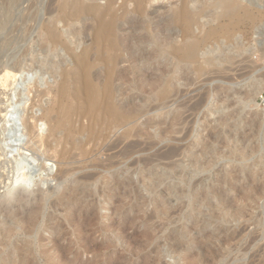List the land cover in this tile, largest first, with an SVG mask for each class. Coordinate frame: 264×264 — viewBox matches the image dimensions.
Wrapping results in <instances>:
<instances>
[{
    "label": "rangeland",
    "instance_id": "1",
    "mask_svg": "<svg viewBox=\"0 0 264 264\" xmlns=\"http://www.w3.org/2000/svg\"><path fill=\"white\" fill-rule=\"evenodd\" d=\"M65 1L0 0V62L23 60L20 76L0 86V99L9 96L23 106L9 117L5 132L7 118L0 114V264H186L197 257L206 264H264V0H236L239 21L227 15L221 0H189L200 72L172 53L173 44L186 40L177 19L182 0H160L143 17L134 14L135 6L115 0L121 17L116 12L121 50L115 73L104 61L111 41L95 33L91 11L104 10L111 0L75 1L68 14L62 13ZM139 42L147 47L144 52ZM142 58L147 67L138 61ZM110 70L113 102L127 111V121L112 124L88 144L89 154L76 150L59 160L56 149L70 147L65 128L78 131L79 143L88 138L91 122L103 121ZM85 76L98 95L91 112L69 121L61 108L77 102L76 87ZM65 83L71 87L64 94ZM166 85L170 90L163 95ZM136 108L142 114L132 113ZM27 119L37 122L36 141L44 140L31 141ZM58 121L65 131L51 137ZM48 137L53 144L42 149ZM130 144L141 147L126 158ZM172 149L177 154L168 157ZM108 158L116 164L109 171L88 165ZM62 167L72 175L60 179ZM86 174H96L89 196L62 208L60 200L79 188L78 179ZM12 176L27 177L25 189L12 192ZM38 207L44 210L37 229L25 235L23 225ZM46 252L58 262H47Z\"/></svg>",
    "mask_w": 264,
    "mask_h": 264
},
{
    "label": "bare ground",
    "instance_id": "2",
    "mask_svg": "<svg viewBox=\"0 0 264 264\" xmlns=\"http://www.w3.org/2000/svg\"><path fill=\"white\" fill-rule=\"evenodd\" d=\"M51 1V0H50ZM75 1H77V3L79 2V0H66L62 5H61V8L63 9V11H62V13L64 12V11H66V13H67V9L68 8H70L71 7V4L73 3V2H75ZM96 1V0H95ZM98 1V0H97ZM120 1V0H119ZM124 2V4L126 5V4H128L129 5V7H131L130 5H133V6H135L136 7V12L134 11V14L135 13H137V12H139L141 15H142V17H143V13H144V11H145V9H148L149 7H151L152 5H154V4H156V3H158L160 0H123ZM174 1V0H173ZM88 2V1H87ZM109 1H107V3H108ZM90 3V2H89ZM117 2L115 1V0H111V2L110 3H108V6H107V8H106V6H105V8H104V10L102 9V7L100 8V9H98L97 11H96V7H95V9H94V7H93V9L95 10V11H93V10H91L90 8H89V10H91L92 12V14H94V16H95V18H96V24L97 25H95L96 27H94V29H95V33L98 35V36H102V37H104V38H108L110 41H111V43L109 42V44L110 45H108V52H109V56L107 57L106 56V59H104V61L108 64V69H113V71L115 70L116 71V69L114 68V67H116L115 66V64H116V59L118 60V57H117V55H118V52L121 50V47H120V41L118 42L117 41V33H118V30L120 29V28H118L117 27V25L115 24V21L117 20V22H118V17L117 16H119V14H118V12H117V10L115 11V7H116V4ZM121 3H122V0H121ZM160 3V2H159ZM180 3L182 4L181 5V8H180V12H178V13H176V14H178L177 15V17L178 16H180L179 18H177L179 21V23H180V25L182 24V26H183V28H182V32L185 34V36L184 37H186L185 39V42H182V46H177V45H174L173 44V46L171 47V44H170V47H171V49H172V53H176L177 55H178V58H179V56H180V58L183 60V62H185L186 61V63L188 62V63H191V64H193V65H195L196 66V69H197V71L198 72H200L201 70H202V65L200 64V58H199V49H201V48H199V46H198V44L196 43V41L195 40H193V39H191L190 37H192V33H191V29L193 28V24L196 22L195 21V19H194V17H192L191 16V13H192V10H191V8H190V1L189 0H182V1H180ZM217 3V2H216ZM81 4V3H80ZM92 3H90V6H92L91 5ZM116 4V5H115ZM218 4H219V1H218ZM86 5V4H85ZM84 5V6H85ZM95 5H97V4H95ZM100 5V4H99ZM123 5V4H122ZM121 5V6H122ZM125 5H123V6H125ZM157 5V4H156ZM222 8H224V9H226L227 10V15L231 18V19H234L235 21H239V19H241V14H240V16L238 15L239 14V12H238V10H239V7H240V5L237 3V1L236 0H221L220 1V4H219ZM101 6V5H100ZM132 6V7H133ZM155 6V5H154ZM82 7V6H81ZM89 7V6H88ZM176 7V6H175ZM180 7V6H179ZM6 8V7H5ZM121 8V7H120ZM123 8H125V7H123ZM128 8V7H127ZM127 8H126V10H127ZM164 8V7H163ZM13 9V8H12ZM58 9V8H57ZM56 9V10H57ZM174 9V8H173ZM54 10V9H53ZM52 10V11H53ZM76 10V9H75ZM82 10H84V9H82ZM88 10V9H87ZM88 10V11H89ZM125 10V9H124ZM220 10V9H219ZM241 10V9H240ZM42 11V10H41ZM47 11H48V9H47ZM51 11V10H50ZM81 11V10H80ZM129 11V10H128ZM178 11V10H177ZM3 12H4V9H3ZM11 12V11H10ZM44 12V11H43ZM56 12V11H55ZM69 12V11H68ZM83 12V11H82ZM85 12H87V11H85ZM116 12H117V16H116ZM132 12H133V8H132ZM146 12V11H145ZM1 13H2V11H1ZM6 13V12H5ZM8 13V12H7ZM54 13V12H53ZM70 13V12H69ZM90 13V12H89ZM126 13V12H125ZM148 13V12H147ZM225 13V12H224ZM3 14V13H2ZM12 14V13H11ZM10 14V15H11ZM48 14H49V12H48ZM68 14V13H67ZM76 14H78V12L76 13ZM85 14V13H84ZM92 14H90V15H92ZM151 14V13H150ZM244 14H246V12L244 13ZM8 15V14H7ZM61 15V14H60ZM72 15H73V13H72ZM80 15V14H79ZM82 15V14H81ZM153 15V14H152ZM12 16V15H11ZM33 16V15H32ZM48 16H52V15H48ZM70 16H71V14H70ZM69 15H67V17H70ZM87 16H89V15H87ZM93 16V15H92ZM175 16V15H174ZM195 16V15H194ZM221 16V15H220ZM243 16V15H242ZM245 16V15H244ZM246 16H247V14H246ZM245 16V17H246ZM5 17V16H4ZM62 17V16H61ZM65 17V16H64ZM72 17V16H71ZM76 17H78V15L76 16ZM117 17V18H116ZM153 17H155V16H153ZM227 17V16H226ZM248 17V16H247ZM6 18V17H5ZM93 18V17H92ZM119 18H121L120 16H119ZM13 19V18H12ZM30 19V18H29ZM29 19H28V21H29ZM51 19V18H50ZM66 19V18H65ZM72 19V18H71ZM147 19V18H146ZM148 19H151V18H149L148 17ZM176 19V20H177ZM6 20V19H5ZM24 20V19H23ZM67 20V19H66ZM154 20V19H153ZM152 20V21H153ZM174 20V19H173ZM176 20H174V21H176ZM1 21H2V19H1ZM7 21V20H6ZM10 21V20H9ZM147 21V20H146ZM145 21V22H146ZM52 22V21H51ZM62 22H64V21H62ZM67 22V21H66ZM69 22V21H68ZM140 22V21H139ZM157 22V21H156ZM173 22V21H172ZM2 24H3V22H1ZM45 23V22H44ZM65 23V22H64ZM136 23H138V22H136ZM146 23H152V22H146ZM177 23V22H176ZM56 24V23H55ZM67 24V23H66ZM139 24V23H138ZM137 24V25H138ZM5 25V24H4ZM68 25V24H67ZM139 25H141V24H139ZM138 25V26H139ZM167 25V24H166ZM131 26H133V24L131 25ZM157 26V25H156ZM159 26H160V24H159ZM176 26V25H175ZM3 27V26H2ZM23 27H24V25H23ZM40 27V26H39ZM134 27H136V26H134ZM140 27V26H139ZM145 27V26H144ZM143 27V28H144ZM5 28V27H4ZM54 28V27H53ZM92 28V27H91ZM133 27H131V29H132ZM145 28H147V27H145ZM157 28V27H156ZM141 29V28H140ZM150 29V28H149ZM91 30V29H90ZM133 30V29H132ZM157 30V29H156ZM171 30V29H170ZM55 31V30H54ZM126 31H128V30H126ZM126 31H124V32H126ZM51 32V31H50ZM132 32V31H131ZM137 32V31H136ZM54 33V32H53ZM129 33H130V31H129ZM143 33V32H142ZM56 34V33H55ZM126 34V33H125ZM135 34H137V33H135ZM162 34V33H161ZM183 34V35H184ZM138 35V34H137ZM140 35H142V34H140ZM171 35H173V34H171ZM55 36V35H54ZM120 36V35H119ZM123 36V35H122ZM136 36V35H135ZM144 36V35H143ZM52 37V36H51ZM56 37V36H55ZM133 37V36H132ZM167 37V36H166ZM175 37V36H174ZM85 38V37H84ZM99 38V37H98ZM149 38V37H148ZM159 38H160V36H159ZM103 39V38H102ZM101 39V40H102ZM107 39V40H108ZM120 39V38H119ZM124 39V38H123ZM129 39V38H128ZM134 39H136V38H134ZM138 39H139V37H138ZM146 39V38H145ZM45 40V39H44ZM54 40V39H53ZM108 40V41H109ZM124 40H126V39H124ZM131 40H132V38H131ZM152 40H153V38H152ZM174 40V39H173ZM178 39H176V41H177ZM104 41H106V40H104ZM123 41V40H122ZM133 41V40H132ZM131 41V42H132ZM135 41H136V43H135ZM133 43H135V46H136V44H137V40H135ZM172 41V40H171ZM175 41V42H176ZM184 41V40H183ZM126 42V41H125ZM141 42H143V41H141ZM173 42V41H172ZM180 43V42H179ZM183 43H184V45H183ZM102 44H103V42H102ZM126 44V43H125ZM128 44V43H127ZM139 44H140V42H139ZM124 45V44H123ZM122 45V46H123ZM131 45V44H130ZM134 45V44H133ZM132 45V46H133ZM181 45V44H180ZM3 46V45H2ZM102 46H104V45H102ZM140 46H141V44H140ZM143 46L144 45H142L140 48H139V50H141V52L143 51L144 52V50L147 48V47H144L143 48ZM124 47H126V46H124ZM127 47H128V45H127ZM130 47V46H129ZM128 47V48H129ZM4 48V47H3ZM2 48V49H3ZM106 48V47H105ZM143 48V49H142ZM1 49V48H0ZM127 49V48H126ZM138 48H136V50H137ZM129 50V49H128ZM131 50H133V48L131 49ZM135 49H134V51H136ZM152 50V49H151ZM122 52V51H121ZM126 52V51H125ZM132 52V51H131ZM147 52H149V51H147ZM120 54V53H119ZM122 54V53H121ZM127 54H128V52H127ZM154 54H155V52H154ZM174 54H172V55H174ZM128 55H130V54H128ZM138 55V54H137ZM144 55V54H143ZM152 54H150L149 55V58H150V56H151ZM177 55H176V57H177ZM7 55H5V57H6ZM121 56V55H120ZM122 56H124V55H122ZM145 56V55H144ZM143 56V58H148V56L146 55L145 57ZM154 56V55H153ZM152 56V57H153ZM11 57V56H10ZM131 57H133V56H130V58ZM135 57H137V56H135ZM173 57H175V56H173ZM141 59V60H138L139 62H142V64H143V62L145 63L146 61V59L144 60V59ZM148 58V59H149ZM154 58H156V55L154 56ZM158 58V57H157ZM124 59H126V58H124ZM123 59V60H124ZM128 59V58H127ZM133 59V58H132ZM137 59V58H136ZM138 59H139V57H138ZM14 60H16V59H11V58H9V60H6L5 62H0V86H5V87H7L8 86V82H9V80H11V79H14L15 80V78H17L18 76H20L19 74L21 73V70L18 68L19 67V64H21V62L23 61H21V62H19V61H15L14 62ZM19 60V59H18ZM21 60V59H20ZM120 60V59H119ZM151 60H153V58H151ZM0 61H1V59H0ZM121 61H122V59H121ZM127 61V60H126ZM133 61H134V59H133ZM132 61V62H133ZM137 61V62H138ZM150 61V60H149ZM84 62V61H83ZM123 62V61H122ZM127 63V62H126ZM130 63H131V61H130ZM148 63V62H147ZM181 63V62H180ZM209 62H207V64H208ZM121 64V63H120ZM128 64V63H127ZM136 64V63H135ZM118 65V64H117ZM141 65V64H140ZM144 66L146 65V63L145 64H143ZM148 65H150V63L148 64ZM203 65H204V63H203ZM22 66V65H21ZM20 66V67H21ZM132 66H133V64H132ZM134 66H136V65H134ZM143 66V67H144ZM111 67V68H110ZM124 67V66H123ZM128 67V66H127ZM129 67H130V65H129ZM128 67V68H129ZM137 67V66H136ZM141 67V66H140ZM146 67H147V65H146ZM145 67V68H146ZM151 67V66H150ZM155 67V66H154ZM137 68H139V66L137 67ZM204 68V67H203ZM148 69V68H147ZM153 69V68H152ZM157 69H158V67H157ZM137 70V69H136ZM149 70V69H148ZM150 70H151V68H150ZM149 70V71H150ZM115 71H114V73H115ZM141 71V70H140ZM143 71V70H142ZM149 71H147V72H149ZM155 71H156V68H155ZM119 72V71H118ZM22 73H24L23 71H22ZM114 73H112V70H110V76H109V79H108V81L106 82V84H107V86H106V94H105V103H106V111H105V113H104V119H103V121L102 122H100V123H98V122H91V125L88 127V129H87V139H86V141H82V142H79V143H76V141H77V138H76V133L78 132V131H76V129H73V127L72 126H69V128H65V133L63 134L64 135V138H65V140H66V142H68L69 144H70V147L69 148H66V149H64V148H62L61 150H57L56 149V156L58 157V159L59 160H68L69 158H70V155L72 154V152L73 151H76V150H79V151H81V152H84V153H86V154H89L90 153V151L88 150V144H91V143H96L97 142V140L98 139H100V138H102V137H104L105 135V132L106 131H108V130H110V126L112 125V124H117V123H120V124H124L125 123V121H127V117H128V113H125V112H127V111H125V112H123L122 110H119V109H117V106L115 105V103L113 102V91L114 90H112V88H113V78H114ZM128 73H130V72H128ZM133 73V72H132ZM132 73H130V75L132 74ZM154 73V72H153ZM138 74V73H137ZM143 74V73H142ZM151 73H149V75H150ZM118 75V74H117ZM124 76V75H123ZM132 76V78H131V80L133 79V75H131ZM146 76V75H145ZM139 77H140V74H139ZM142 77V76H141ZM141 77H140V79H141ZM146 77H148V76H146ZM115 79V78H114ZM120 79V78H119ZM139 79V78H138ZM118 80V79H117ZM117 80H115V81H117ZM125 80V79H124ZM119 81H121V80H119ZM123 81V80H122ZM133 81V80H132ZM131 81V82H132ZM143 81H145V80H143ZM24 82V81H23ZM115 83V82H114ZM144 85H145V83H144ZM70 87H71V85H69V84H66L65 83V85H64V87H63V93L65 94V93H68V92H70ZM74 87H76V86H74ZM39 88V87H38ZM77 89H75V90H77V92L75 91V93L77 94L76 96H77V102L76 101H74V102H76L75 104H70V105H66V106H64V107H62L61 108V113H62V116L63 117H65V116H67V117H69V121H70V117L71 116H73L74 114L76 115V114H79L80 113V116L84 113H87V112H91V109H90V106L89 105H92V103H93V100H94V98L98 95V90H97V87L94 85V83H92L91 82V80L89 79V77H87V76H85V78H84V81L82 82V85H81V87H79L78 88V86L76 87ZM161 88H163V87H161ZM9 89V88H8ZM7 89V90H8ZM62 89V88H61ZM115 89V88H114ZM164 89V90H163ZM162 90H163V95L165 94H167V93H169V90H170V88H169V86L168 85H166V87L164 86V88H163ZM23 90V89H22ZM39 90V89H38ZM34 91H36L35 89H34ZM27 92H29V91H27ZM162 92V91H161ZM3 93H4V91H3ZM38 93V92H37ZM42 93V92H41ZM74 92L72 91V94H73ZM115 93V92H114ZM15 94H16V92H15ZM34 94V93H33ZM4 95V94H3ZM8 95V94H7ZM28 95V94H27ZM41 95V94H40ZM75 95V94H74ZM162 95V94H161ZM2 96V95H1ZM16 96V95H15ZM22 96V95H21ZM33 96V95H32ZM5 97V96H4ZM39 97V96H38ZM0 98H2V97H0ZM15 98V97H14ZM22 98V97H21ZM25 98H26V96H25ZM25 98H23V99H25ZM76 98V97H75ZM75 98H74V100H75ZM27 99V98H26ZM29 99V98H28ZM27 99V100H28ZM31 99V98H30ZM103 99V100H104ZM5 100L6 101H3V99H0V105H2V106H4V108H2V107H0V114H2V116L1 117H4V118H7L6 120V122L4 123V124H2V126L1 127H3L1 130H3V132H5L6 130H7V125H9L8 123H9V117H14L13 116V114L15 115V113H17V111L19 110V107H21L22 105H18V103H20L19 101H17V100H14L12 97L10 98L9 96L8 97H6L5 98ZM21 101V100H20ZM24 101H26V100H24ZM204 101V100H203ZM30 102V101H29ZM23 103V102H22ZM25 103V102H24ZM24 103H23V105H24ZM202 103V102H201ZM32 105V104H31ZM23 107V106H22ZM26 107V106H25ZM36 107V106H35ZM136 107V106H135ZM138 107V106H137ZM29 109V108H28ZM27 109V110H28ZM25 110V109H24ZM31 110V109H30ZM29 111V110H28ZM32 113V112H31ZM132 113H134V114H136V113H141L142 114V110H140V109H138V108H136V109H134L133 110V112ZM32 115V114H31ZM133 115V114H132ZM15 116H17V115H15ZM134 116V115H133ZM25 117H27V116H25ZM29 117H31V116H29ZM76 117V116H75ZM129 117H130V115H129ZM34 118V117H33ZM131 118V117H130ZM29 119H32V117L31 118H29ZM80 119V118H79ZM81 119H82V117H81ZM34 120V119H33ZM31 121V120H29L28 121V119H27V129L29 130L28 132H29V135L31 136V141L33 142L34 141V143H39V141H42V140H44L43 138H42V140H39V141H36L38 138H40L41 136L40 135H38V131H37V129H38V125H37V122H36V120H34V121ZM12 121V120H11ZM22 121V120H21ZM2 122V121H1ZM0 122V123H1ZM15 122V121H14ZM3 123V122H2ZM39 123V122H38ZM66 123V122H65ZM129 123V122H128ZM64 123H62V121H58V122H54L53 124H52V127H51V129H50V136L51 137H55V138H58V135L60 134V133H62V131H63V127H64V125H63ZM11 125H15V124H11ZM89 125V124H88ZM66 126V125H65ZM11 127V126H10ZM103 127H104V129H103ZM40 128V127H39ZM10 129V128H9ZM0 130V131H1ZM79 130V129H78ZM63 131V132H64ZM2 132V131H1ZM2 132V133H3ZM139 132V131H138ZM103 140H104V138H103ZM1 142V141H0ZM30 144V143H29ZM28 144V145H29ZM52 141L50 140V138L48 137L47 138V140H45V143H41V145H40V147L42 148V146L43 147H45V149H46V147L48 148V147H51L52 146ZM120 144V143H119ZM27 145V144H26ZM36 145V144H35ZM2 144H1V148H2ZM32 146H33V143H32ZM140 147H141V145H139V144H136V145H131L130 144V146H128L127 145V147H125L124 149H125V152L123 151V155L126 157V156H130L132 153H134L135 152V150L137 151V150H140ZM43 149V148H42ZM142 149V148H141ZM176 149V148H175ZM30 150H33V149H30ZM39 150V149H38ZM35 151H36V149H35ZM177 150H171L170 152H169V154H168V157H171L172 155H175V153L177 154V152H176ZM139 152V151H138ZM5 153V152H4ZM25 154V153H24ZM27 155H28V159H29V162L30 161H32V162H34V164L35 165H37L35 162H37V160L34 158V157H32V156H34V155H30V153H27ZM98 155V154H97ZM12 158V157H11ZM15 158V157H14ZM127 158V157H126ZM163 158V157H162ZM167 158V157H166ZM8 159V158H7ZM109 159V158H108ZM112 159V158H111ZM111 159H109V160H107L106 162L105 161H94L93 163H91V164H88L89 165V167H91V168H94V169H96V170H104V171H109L110 169H112L113 168V165L115 166L116 164H114L113 162H112V160ZM124 159V158H123ZM2 160V159H1ZM5 160V159H4ZM7 161H9V160H7ZM10 162V161H9ZM8 162V163H9ZM39 163V162H38ZM20 165V164H19ZM29 165V164H28ZM31 165H32V163H31ZM47 165V164H46ZM87 165V166H88ZM15 166V165H14ZM21 166V165H20ZM38 166V165H37ZM12 168V167H11ZM43 168V167H42ZM48 168V166H46L43 170H44V172H47V170H49V169H47ZM21 168H19V170H20ZM0 170H2V167H1V165H0ZM12 170H13V172L14 171H17L18 172V170L16 169L15 170V167H14V169L12 168ZM22 170H23V168H22ZM21 170V171H22ZM23 172V171H22ZM2 173V172H1ZM1 173H0V177L2 176L1 175ZM107 173V172H106ZM7 174H9V173H7ZM22 173H20V175H21ZM24 174V173H23ZM46 175H48L47 173H45ZM5 175V174H4ZM3 175V176H4ZM70 175H72V174H70V171L69 170H67V168L66 167H62V169H61V172H60V175H59V177H60V179H64V178H68ZM22 176H24V175H22ZM49 176V175H48ZM95 176H96V174L94 175V174H86L85 176H83V177H81V178H79L78 179V183L80 184L79 185V188H75V189H73L70 193H68L67 195H65V197H63V199H61L60 200V202H61V206H62V208H64V209H68V208H70L71 207V203H70V201L71 202H75L76 200H78L79 198L81 199V198H84V197H88L89 196V191H87V188L91 185V181L95 178ZM4 177H7L6 175L4 176ZM13 177V176H12ZM11 177V178H12ZM21 177V176H20ZM14 178V181L12 180V188L10 189L12 192H14L15 193V191L17 192V191H19V189H21V188H24L25 187V184L28 182H26V180L28 179L27 177V179L25 178L24 179V177H23V179H21V178H19V177H13ZM52 178V177H51ZM1 179V178H0ZM7 179H9V177L7 178ZM29 179H30V177H29ZM45 179V178H44ZM44 179H42V180H44ZM11 180V179H10ZM24 180H25V182H24ZM30 181V180H29ZM49 183V182H48ZM131 184V183H130ZM1 186V185H0ZM28 186V185H27ZM30 186V185H29ZM28 186V187H29ZM25 189V188H24ZM9 192V191H8ZM10 193V197H8V198H11V196H13V193ZM92 197V196H91ZM90 197V198H91ZM11 200V199H10ZM53 203V202H52ZM42 209L44 210V208H42V207H38V208H36L33 212H32V214H31V216H30V218H29V220H28V222H25V224L23 225L24 226V229H23V232H24V234L25 235H31V233H33L34 231H35V229H37V226H38V224H39V221H40V218H41V214H42ZM92 215V214H91ZM75 219V218H74ZM84 220V219H83ZM68 221H69V219H68ZM75 221H76V219H75ZM87 221V220H86ZM83 229V228H82ZM112 241V240H111ZM56 243V242H55ZM55 252V251H54ZM56 255V254H55ZM45 256H46V261L47 262H49V263H53V262H58V260L57 259H55L54 258V255H53V253H50V252H46L45 253ZM62 257V256H61ZM43 261V260H42ZM186 264H206V261L201 257V258H195V259H186Z\"/></svg>",
    "mask_w": 264,
    "mask_h": 264
}]
</instances>
